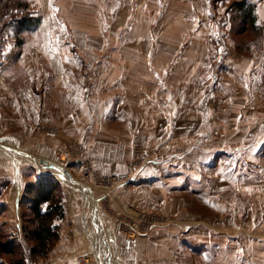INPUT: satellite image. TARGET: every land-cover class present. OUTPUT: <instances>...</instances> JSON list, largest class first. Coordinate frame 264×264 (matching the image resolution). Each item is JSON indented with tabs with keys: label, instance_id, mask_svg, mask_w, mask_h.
Returning a JSON list of instances; mask_svg holds the SVG:
<instances>
[{
	"label": "rangeland",
	"instance_id": "obj_1",
	"mask_svg": "<svg viewBox=\"0 0 264 264\" xmlns=\"http://www.w3.org/2000/svg\"><path fill=\"white\" fill-rule=\"evenodd\" d=\"M241 1L254 7L253 27ZM166 111L176 129L187 122L186 138L168 150L137 137L123 172L100 169L94 141L116 142ZM2 137L0 264H48L55 254L60 240L47 257L31 256L26 235L28 189L47 177L60 184V232L73 236L76 218L87 224L75 233L83 239L76 264H264V0H0ZM233 141L252 145L242 148L239 173L231 158L209 165V178L225 174L224 199L198 200L196 184L185 198L193 219L224 228L219 248L202 246V234L174 240L167 227L179 214L121 199L146 167L178 162L196 142Z\"/></svg>",
	"mask_w": 264,
	"mask_h": 264
},
{
	"label": "crops",
	"instance_id": "obj_2",
	"mask_svg": "<svg viewBox=\"0 0 264 264\" xmlns=\"http://www.w3.org/2000/svg\"><path fill=\"white\" fill-rule=\"evenodd\" d=\"M172 103L176 105L175 102ZM176 117L177 116H174L172 118L171 112L166 111V114H159L155 118L157 121L147 119V123L142 126L139 125V127L136 126L135 128H132L133 125L129 126V128L125 131L127 135H124L123 139L119 138L116 142L109 141L107 139L104 141H94V144L92 143L90 146L92 149L98 148L96 150L99 154V163H97L98 166L105 173L123 172L125 162L132 156L134 140L137 137H144L146 138L145 141L149 143L156 142L164 146L166 149L171 150L172 143L177 142V139L175 138L180 136L186 138L184 134L186 132L185 127H187V122L186 125L185 122L182 124L181 127L184 126L183 130L181 128L176 129V122L179 120ZM89 120L94 122V115H92V117L90 116ZM143 121L145 122L144 119ZM91 129L92 125H89V128L84 130V134H87ZM102 136H107V134L104 132ZM235 142L236 141H233L231 146L225 144L220 147H209L196 142L189 147V153L182 160H178V162L174 161V163H172L171 159L167 162H163L157 167H146L143 169L139 175V184L137 187L129 191H123L121 193V199L125 203H142L144 205L163 210L168 214H172V212L174 214H179L181 221H176V223L167 227L169 229H174L172 230V233H175L172 234L175 235L174 240L180 239H176L177 233H186V239H189L196 234H202L200 239V244L202 246L204 245L209 249L215 247L214 245H216V247L219 248V242H222L223 240V238L220 237V233L223 232L224 228L221 229L222 231L219 228L211 229L209 228V219H193L192 212H190L192 210L190 209L189 204H187L185 198L187 194L193 193L194 184H196L200 186V192H197L200 196L197 197L198 200L201 199L203 202H207L211 205L213 202L219 201V197L220 200L224 199V194L221 191L222 189L220 190L219 187L221 186L222 188L224 184L228 183L225 180V174L218 173V176L212 179L209 178V165L215 160L218 161L219 158L220 160L222 158H231L238 165L237 173H239L242 148L243 150H246L247 148H251L252 145H241V142L235 144ZM96 151L94 152L96 153ZM216 166V169H219L221 165ZM237 177L238 176L232 175V184L237 187L236 192H239L241 183ZM130 193H134V195L132 196ZM183 194L185 196H183ZM97 215L101 217V214L99 215V213H97ZM75 222L79 228H76L77 231H75V226L72 228L74 230H72L74 232L73 236H71L73 233H70V237H67L69 235L68 230L65 231V227L62 228L60 242L55 247V254L51 258L47 259L48 264L77 263L76 258L80 254V250L77 246H80V241L83 242V239L81 238V234L75 235V233H78L82 227L86 229L87 224L85 223L82 226L79 222V218H76ZM197 223L200 224L198 225ZM219 238H222V240ZM180 241L181 240L174 243L180 245ZM188 242L191 241L189 240Z\"/></svg>",
	"mask_w": 264,
	"mask_h": 264
},
{
	"label": "trees",
	"instance_id": "obj_3",
	"mask_svg": "<svg viewBox=\"0 0 264 264\" xmlns=\"http://www.w3.org/2000/svg\"><path fill=\"white\" fill-rule=\"evenodd\" d=\"M236 5L240 15L248 16L252 27L256 25L254 7L245 1L237 2ZM41 180L42 182L38 186H34V189H28L32 193V197L28 196V198L31 200L30 208L33 214V217L29 219V224L33 227L26 228V235L29 240L35 242L30 250L33 257H47L50 254L61 238L60 227L56 222L65 218L62 196L56 190L57 186L60 185L59 182L52 177L42 178Z\"/></svg>",
	"mask_w": 264,
	"mask_h": 264
},
{
	"label": "bare ground",
	"instance_id": "obj_4",
	"mask_svg": "<svg viewBox=\"0 0 264 264\" xmlns=\"http://www.w3.org/2000/svg\"><path fill=\"white\" fill-rule=\"evenodd\" d=\"M27 158V157H26ZM19 160L18 161H20V162H22V160H24L25 161V159H20V158H18ZM39 162V161H38ZM66 168H64L63 167V170H62V172H63V174H64V177L66 176V179H68V180H70V178L68 177V175H67V173H66ZM132 176V175H131ZM96 198H98V197H96ZM98 200V199H97ZM94 207H95V205H94ZM95 213V212H94ZM101 213H99V215H100ZM97 225H98V229H99V231H100V233L102 234L101 236H104L105 237V224H104V226L102 225V223H101V221L98 219V221H97ZM96 236H98L97 234H95V237ZM98 238H100L99 236H98ZM105 240H106V243H107V245H105L104 244V242H103V245H104V247H103V249H105L106 251V253L108 252V250H109V248H111V246H112V244H111V242L109 241V239L108 238H106L105 237ZM100 249V248H99ZM104 251V250H103ZM114 251V250H113ZM108 254V253H107ZM109 259V256H108V258H107V260ZM103 263V262H102Z\"/></svg>",
	"mask_w": 264,
	"mask_h": 264
},
{
	"label": "built area",
	"instance_id": "obj_5",
	"mask_svg": "<svg viewBox=\"0 0 264 264\" xmlns=\"http://www.w3.org/2000/svg\"><path fill=\"white\" fill-rule=\"evenodd\" d=\"M134 180H135V176L133 175V176L129 177L127 180L123 181V182L121 183V185H122V186H125V185L129 184L130 182H132V181H134ZM132 232H134V233H133L134 235H135L136 233H139L138 230H137L136 228H134V227H132Z\"/></svg>",
	"mask_w": 264,
	"mask_h": 264
},
{
	"label": "water",
	"instance_id": "obj_6",
	"mask_svg": "<svg viewBox=\"0 0 264 264\" xmlns=\"http://www.w3.org/2000/svg\"><path fill=\"white\" fill-rule=\"evenodd\" d=\"M3 141H5V138H4V137L0 138V143L3 142ZM59 167H60V166H59ZM60 168L62 169L63 167H60ZM66 173H67V175H68V177H69L70 179H73V177H72V175L70 174L69 171L66 170Z\"/></svg>",
	"mask_w": 264,
	"mask_h": 264
}]
</instances>
